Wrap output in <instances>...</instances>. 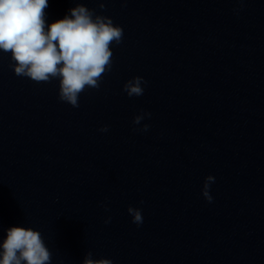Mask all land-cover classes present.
Returning a JSON list of instances; mask_svg holds the SVG:
<instances>
[{"label": "water", "instance_id": "1", "mask_svg": "<svg viewBox=\"0 0 264 264\" xmlns=\"http://www.w3.org/2000/svg\"><path fill=\"white\" fill-rule=\"evenodd\" d=\"M78 3L124 32L78 108L0 51V244L25 227L50 264H264V0H48L46 25Z\"/></svg>", "mask_w": 264, "mask_h": 264}, {"label": "clouds", "instance_id": "2", "mask_svg": "<svg viewBox=\"0 0 264 264\" xmlns=\"http://www.w3.org/2000/svg\"><path fill=\"white\" fill-rule=\"evenodd\" d=\"M48 0H0V51L11 53L14 73L36 83L59 80L58 98L74 108L86 88L99 89L105 73L112 69L111 45H119L123 29L110 17L97 15L84 4L70 9V15L46 25ZM104 9V3H100ZM147 82L140 76L128 80L123 91L129 97L144 93ZM151 113L142 112L133 118L139 125ZM144 124L141 131H148ZM107 132V126L100 129ZM215 177L205 178L203 197L212 202L210 185ZM136 225L143 223L138 208L127 209ZM109 221H105L108 223ZM52 254L39 231L25 227H10L0 244V264H50ZM88 252L83 264H113L110 259H92Z\"/></svg>", "mask_w": 264, "mask_h": 264}]
</instances>
